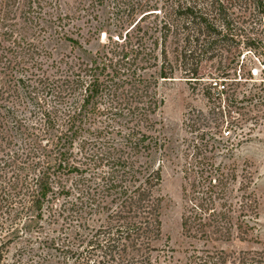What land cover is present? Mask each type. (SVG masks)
<instances>
[{
	"label": "trees",
	"instance_id": "obj_1",
	"mask_svg": "<svg viewBox=\"0 0 264 264\" xmlns=\"http://www.w3.org/2000/svg\"><path fill=\"white\" fill-rule=\"evenodd\" d=\"M102 28L87 58L48 48ZM249 53L264 62V0H0V264H170L159 85L203 83L217 126L240 63L252 77ZM198 131L183 153L181 227L199 244L181 264H264V249L224 246L253 237L252 172L215 161L214 135Z\"/></svg>",
	"mask_w": 264,
	"mask_h": 264
},
{
	"label": "rangeland",
	"instance_id": "obj_2",
	"mask_svg": "<svg viewBox=\"0 0 264 264\" xmlns=\"http://www.w3.org/2000/svg\"><path fill=\"white\" fill-rule=\"evenodd\" d=\"M68 1V0H65ZM107 7L100 10V18L109 14ZM94 20V19H93ZM83 24V37L87 35L89 23L74 20ZM95 22V20H94ZM106 28L89 43L82 39L81 45H72L67 40L53 39L47 41L48 48L55 57L72 52L87 58L101 43L106 40ZM111 32V31H110ZM246 68H251L252 77H240L242 67L237 68V76L242 81L234 92L229 90L221 94L220 102L223 110L220 124L217 126L209 112L212 99L205 94L203 83H189L178 76L171 80L162 81L158 92L163 102L157 112L158 126L166 138L169 155L162 162V181L160 193L162 202V241L169 246L171 255L170 264H181L186 258L187 250L193 243L199 244L186 237L181 227V212L183 210L182 163L183 153L188 143L199 132L198 129L214 135L206 153L213 154L215 161H224L230 164H246L252 172L253 185L259 196L260 206L256 228L251 239L240 240L235 238L224 246L232 250H260L264 249V62L257 60L251 53ZM243 54L240 59L242 61ZM208 63L202 71H206ZM221 80V79H220ZM229 83L230 81H220ZM221 88V85L219 86ZM250 90L257 95L254 99H247ZM229 129L228 134L224 131ZM211 145L215 147L211 148Z\"/></svg>",
	"mask_w": 264,
	"mask_h": 264
},
{
	"label": "built area",
	"instance_id": "obj_3",
	"mask_svg": "<svg viewBox=\"0 0 264 264\" xmlns=\"http://www.w3.org/2000/svg\"><path fill=\"white\" fill-rule=\"evenodd\" d=\"M230 132V130L229 129H226L225 131H224V134H228Z\"/></svg>",
	"mask_w": 264,
	"mask_h": 264
}]
</instances>
